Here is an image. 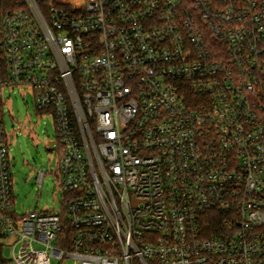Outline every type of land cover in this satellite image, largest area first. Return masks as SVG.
I'll return each mask as SVG.
<instances>
[{
    "label": "built area",
    "instance_id": "1",
    "mask_svg": "<svg viewBox=\"0 0 264 264\" xmlns=\"http://www.w3.org/2000/svg\"><path fill=\"white\" fill-rule=\"evenodd\" d=\"M17 87L55 122L58 211L15 206ZM0 251L264 264V0L0 2Z\"/></svg>",
    "mask_w": 264,
    "mask_h": 264
},
{
    "label": "rangeland",
    "instance_id": "2",
    "mask_svg": "<svg viewBox=\"0 0 264 264\" xmlns=\"http://www.w3.org/2000/svg\"><path fill=\"white\" fill-rule=\"evenodd\" d=\"M11 94V95H9ZM7 104L4 120L8 140L9 160L13 174L15 206L20 212L39 210L58 211L63 194L56 184L58 140L53 118L37 111L30 91L15 88L4 93ZM47 172L42 186L38 182L39 173ZM11 257V250L4 252ZM53 264H74L71 260H53Z\"/></svg>",
    "mask_w": 264,
    "mask_h": 264
},
{
    "label": "trees",
    "instance_id": "3",
    "mask_svg": "<svg viewBox=\"0 0 264 264\" xmlns=\"http://www.w3.org/2000/svg\"><path fill=\"white\" fill-rule=\"evenodd\" d=\"M5 10H13L20 7L23 4V0H0ZM220 222H216L215 226H218ZM2 252L0 251V262L2 261Z\"/></svg>",
    "mask_w": 264,
    "mask_h": 264
},
{
    "label": "water",
    "instance_id": "4",
    "mask_svg": "<svg viewBox=\"0 0 264 264\" xmlns=\"http://www.w3.org/2000/svg\"><path fill=\"white\" fill-rule=\"evenodd\" d=\"M55 144V141H52L49 143L50 147H52Z\"/></svg>",
    "mask_w": 264,
    "mask_h": 264
}]
</instances>
